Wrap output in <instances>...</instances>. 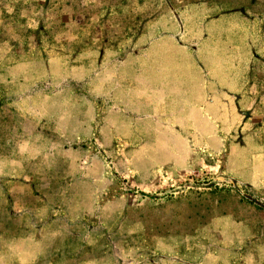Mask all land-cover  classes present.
Wrapping results in <instances>:
<instances>
[{"label": "rangeland", "instance_id": "1", "mask_svg": "<svg viewBox=\"0 0 264 264\" xmlns=\"http://www.w3.org/2000/svg\"><path fill=\"white\" fill-rule=\"evenodd\" d=\"M0 264H264V0H0Z\"/></svg>", "mask_w": 264, "mask_h": 264}]
</instances>
